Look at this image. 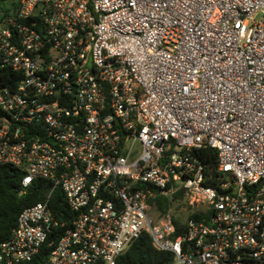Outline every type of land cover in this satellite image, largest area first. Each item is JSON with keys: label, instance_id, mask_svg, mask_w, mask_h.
<instances>
[{"label": "built area", "instance_id": "built-area-1", "mask_svg": "<svg viewBox=\"0 0 264 264\" xmlns=\"http://www.w3.org/2000/svg\"><path fill=\"white\" fill-rule=\"evenodd\" d=\"M3 166L53 188L0 264L46 244L44 264H122L144 235L170 264H264V0H20L0 19Z\"/></svg>", "mask_w": 264, "mask_h": 264}, {"label": "trees", "instance_id": "trees-1", "mask_svg": "<svg viewBox=\"0 0 264 264\" xmlns=\"http://www.w3.org/2000/svg\"><path fill=\"white\" fill-rule=\"evenodd\" d=\"M4 1H9L11 6H16L20 0ZM2 11L5 16L10 9L7 12ZM196 155L205 165L207 177L212 176V180H207V184L215 186L217 178L220 177L218 172V152L211 148H203L196 151ZM24 177L25 174L14 167H0V246L11 238L21 213L26 208L45 201L53 188L51 181L36 179L33 180L27 189H24ZM24 190L25 192L21 194ZM152 199L160 202L163 210L164 207L166 208L164 199L158 196H154ZM50 201L52 211L58 216L62 224L64 219L72 218L64 194L60 189L54 192ZM192 217L196 219L203 218L201 214H195ZM70 226V222H68L67 226L60 227L50 236L49 242L56 243L59 237L58 234L60 235L63 230ZM51 251L52 248L47 244L44 245L40 254L31 264H44L48 260ZM172 261L173 255L170 252H158L153 247L150 237L144 235L128 250L122 264H170Z\"/></svg>", "mask_w": 264, "mask_h": 264}, {"label": "rangeland", "instance_id": "rangeland-1", "mask_svg": "<svg viewBox=\"0 0 264 264\" xmlns=\"http://www.w3.org/2000/svg\"><path fill=\"white\" fill-rule=\"evenodd\" d=\"M11 5H10V2L9 1H4V2H1L0 3V19L3 18L4 16V13L2 10H4L5 12H7L9 9H10ZM261 19V16L259 15L257 17V20H260ZM185 211L188 214H190L192 212V208L190 206H186L185 207Z\"/></svg>", "mask_w": 264, "mask_h": 264}]
</instances>
